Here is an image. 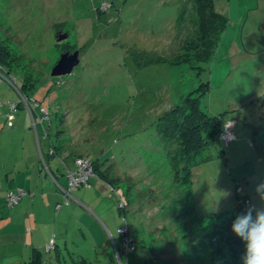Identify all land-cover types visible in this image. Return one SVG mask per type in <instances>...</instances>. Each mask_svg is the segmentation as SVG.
Listing matches in <instances>:
<instances>
[{
  "label": "rangeland",
  "instance_id": "rangeland-1",
  "mask_svg": "<svg viewBox=\"0 0 264 264\" xmlns=\"http://www.w3.org/2000/svg\"><path fill=\"white\" fill-rule=\"evenodd\" d=\"M185 4L0 0V113L14 112L15 103L19 111L16 120L10 115L2 125L0 163L22 158L23 149L30 154L32 135L39 158L50 153L64 163L71 159V170L80 159L105 163L111 158L106 171L119 178L116 190L104 188L106 199L100 197L98 204L90 192L99 188L91 180L90 188L69 193L79 204L67 199L68 194L58 197L68 244L56 264H216L206 243L221 224L213 217L236 212L239 204L244 209L264 206L255 191L264 182V0H215V10L228 27L205 73L192 62L171 67L169 60L162 61L185 52L190 42L175 41L176 19ZM57 33L67 39L56 42ZM76 51L79 63L72 72L51 77L60 57ZM205 80L209 91L201 97ZM188 94L200 98L202 110L228 121L224 134L231 141L221 138L224 154L212 148L208 162L190 169L192 210L188 198L183 192L180 198L175 189L171 148L158 141L155 130L158 118ZM26 103L37 114L36 124ZM18 118L26 123L20 126ZM57 161L53 158L49 165L53 174ZM59 169V182L66 186L65 175L71 170ZM128 187L131 191L126 192ZM82 201L100 206L112 218L95 246ZM125 220L129 237L144 241L131 243L134 252L121 253L119 259L113 240L123 250L118 228H126ZM47 249H54L53 244Z\"/></svg>",
  "mask_w": 264,
  "mask_h": 264
},
{
  "label": "trees",
  "instance_id": "trees-1",
  "mask_svg": "<svg viewBox=\"0 0 264 264\" xmlns=\"http://www.w3.org/2000/svg\"><path fill=\"white\" fill-rule=\"evenodd\" d=\"M175 24V41L182 42L183 40L189 39L190 42L184 47L185 52L177 55V57L172 56L162 61L169 60L168 62L171 64V67H175L180 62H192L198 67L201 73H205L208 67L213 63L218 44L228 27L227 19L216 12L215 0H186V4L180 11ZM188 25L191 26L190 29ZM188 29L191 30L190 35ZM208 84L209 82L205 80L201 88V97L206 96L208 93ZM199 99V97L198 99L196 97L191 98L188 94L186 98L182 99L180 104L171 107L159 117L155 123L158 141L163 143L165 148H171V151L168 153L170 155L169 163L171 164V169L174 174L173 180L176 185L175 189L179 191L178 196L180 198L181 192L188 198L191 210L193 209V199L191 195L192 181L190 169L208 162L212 158L210 154L212 148L216 149L221 155L224 154L221 149L224 142L221 138L224 134V125L228 123V121H224L221 115L214 116L206 110H202L199 105ZM9 106L10 105H8V109ZM15 106L17 110L18 105L16 103ZM48 128H50V124ZM47 136L49 137L48 133ZM46 155L48 157H53L50 153ZM107 159L108 158H105L104 160ZM89 161L93 166L95 178H99L106 183L107 186L116 190L115 187L116 183H119V178L112 177L110 172L102 169L106 164L100 163L96 159L95 161ZM127 186L128 185H126V187ZM129 187L126 188V192L131 191ZM126 195L129 202L132 203L133 197H130L128 194ZM22 199L23 197L21 200ZM242 200H246L245 195L242 197ZM120 207L125 211L126 206H124V203ZM244 211L245 209L242 204H239L236 212L221 213L213 217V220L218 222L221 221L220 226H217V229L206 239L207 246L212 248V252L217 258L214 263L242 264L240 258L244 253V244L231 231V225L237 214L243 213ZM194 219L197 220V218ZM125 225L127 230L126 236L129 237L126 220ZM124 237L125 236L120 235L122 241H124ZM133 237L136 236L134 235ZM133 237H129L131 243L136 242L139 245L142 244L140 240L143 241V239L140 238L137 239V241L133 239ZM130 246L134 248L132 251L134 252L135 247L131 244ZM191 247L195 248L197 246ZM128 253L130 252H127V254Z\"/></svg>",
  "mask_w": 264,
  "mask_h": 264
},
{
  "label": "crops",
  "instance_id": "crops-1",
  "mask_svg": "<svg viewBox=\"0 0 264 264\" xmlns=\"http://www.w3.org/2000/svg\"><path fill=\"white\" fill-rule=\"evenodd\" d=\"M24 106L29 109V115L35 123L37 114L33 112L31 106L27 103ZM36 106L40 107V105ZM16 111L6 112L8 114L7 116H5L6 113H0V133L3 131L2 125L6 126L5 118L7 119L11 115L10 118H12V121L16 120L19 115V111ZM18 123L22 126L21 123L25 124L26 122L20 121V118H18ZM28 139V150L31 151L30 154L26 152L27 149H23L22 158H17L7 165L0 163V191L2 195V198H0V264H56V261H59V256L67 251L68 238L64 237L67 235V224L66 221L59 220V214L64 207L59 204L58 197L68 194L66 198L71 199L69 197L71 190L68 192L67 181L66 186H62L59 182V177L62 176L59 166L69 171L71 169L69 168L70 164L68 162H72L73 160L67 159L64 163L61 157L54 155L53 157H48L46 154L40 155L39 158L35 154V140L33 141L32 135ZM76 155L84 157L81 154L76 153ZM53 158H58L57 163L59 165H57L58 170L56 169L57 174H53L49 169L50 162ZM108 159L105 160L104 164L106 165L102 167L103 170H107L105 169L106 166L112 164L109 163ZM96 160L100 162V158ZM91 161H95V159ZM74 168L73 165L71 171ZM45 171L47 174H50V177L47 176ZM65 177L67 180L66 175ZM93 180L91 179V185L96 186L99 190L90 192L91 199H93L94 194L96 204H98L100 197L105 198L104 188L107 190L109 188L99 178L95 180L96 182ZM17 190H23L27 192V195L18 204L8 206L5 201V195ZM72 200L79 204L78 200ZM54 203L55 206L53 205ZM58 205H60V209H58ZM80 205H82V208L88 214L85 220L87 221L86 224L88 227L91 228L92 243L95 246L99 243L98 233L101 231L104 233L106 229L111 227L112 218L106 217L98 205L90 206L87 204V206L83 201ZM103 217L106 218V222L103 221ZM133 239L137 240L138 237H133ZM49 244H53L54 249L48 250ZM108 249L103 250L104 252H108ZM122 249L120 250L113 240V250L115 256L117 255L119 259L121 253L125 252L124 247Z\"/></svg>",
  "mask_w": 264,
  "mask_h": 264
},
{
  "label": "clouds",
  "instance_id": "clouds-1",
  "mask_svg": "<svg viewBox=\"0 0 264 264\" xmlns=\"http://www.w3.org/2000/svg\"><path fill=\"white\" fill-rule=\"evenodd\" d=\"M256 194L264 205V182L256 186ZM231 231L244 244L242 264H264V206L251 205L237 214Z\"/></svg>",
  "mask_w": 264,
  "mask_h": 264
},
{
  "label": "built area",
  "instance_id": "built-area-1",
  "mask_svg": "<svg viewBox=\"0 0 264 264\" xmlns=\"http://www.w3.org/2000/svg\"><path fill=\"white\" fill-rule=\"evenodd\" d=\"M227 134L228 133L223 134L222 136L223 141H224V138L229 139V136H227ZM228 141H230V139ZM224 142L226 143L227 141H224ZM75 167H77L76 168L77 170L75 169V171L69 172L67 174L68 190H71L73 188H79V187L86 188V189L90 188L91 187L90 180L95 177L93 173L92 164L87 159H80L76 161ZM25 195H27V192L23 190H17L16 192L8 193L6 195V201H7L8 206H13V205L18 204L21 198L24 197ZM118 233L121 236H125L124 241H123L125 252L126 253L132 252L134 248L130 246L131 240L130 238H128V236H126V233H127L126 228L119 229Z\"/></svg>",
  "mask_w": 264,
  "mask_h": 264
},
{
  "label": "water",
  "instance_id": "water-1",
  "mask_svg": "<svg viewBox=\"0 0 264 264\" xmlns=\"http://www.w3.org/2000/svg\"><path fill=\"white\" fill-rule=\"evenodd\" d=\"M67 39L66 34L57 33L55 35L56 42H61ZM79 54L74 52L73 54L65 53L60 57L58 63L51 70V77H60L68 75L72 72L73 68L79 63Z\"/></svg>",
  "mask_w": 264,
  "mask_h": 264
}]
</instances>
